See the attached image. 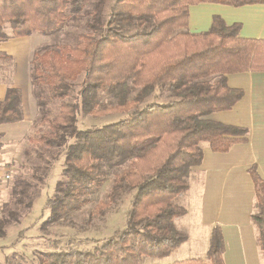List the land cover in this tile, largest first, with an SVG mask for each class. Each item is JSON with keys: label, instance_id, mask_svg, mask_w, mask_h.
<instances>
[{"label": "trees", "instance_id": "1", "mask_svg": "<svg viewBox=\"0 0 264 264\" xmlns=\"http://www.w3.org/2000/svg\"><path fill=\"white\" fill-rule=\"evenodd\" d=\"M200 2L242 6L264 0H0V41L58 33L86 16L77 42L35 51L31 83L39 113L27 139L36 145L39 161L32 166L33 180L13 175L14 202L30 209L40 194L38 182L46 183L61 158V177L45 203L44 229L87 204L107 181L109 168L117 171L101 208L130 195L123 229L92 249L40 250L39 264H145L146 258L169 255L187 238L175 221L186 209L174 199L202 162V143L226 152L248 140V128L207 115L231 109L244 95L227 74L264 71V37L241 36L242 24H228L220 15L208 30L190 31L189 7ZM150 96L155 99L146 101ZM80 112L128 115L82 128ZM23 118L21 90L8 86L0 124ZM249 172L256 192L251 216L264 251V177L255 163ZM8 215H0V238L18 211ZM224 249L215 226L205 260L168 264H225ZM14 262L0 264H23Z\"/></svg>", "mask_w": 264, "mask_h": 264}, {"label": "crops", "instance_id": "2", "mask_svg": "<svg viewBox=\"0 0 264 264\" xmlns=\"http://www.w3.org/2000/svg\"><path fill=\"white\" fill-rule=\"evenodd\" d=\"M214 15H220L228 24L241 23V36L264 37V3L190 5V31L208 30ZM41 37L32 33L0 41V76L5 75L4 79L0 77V101L8 86L19 88L24 112L21 121L0 124L4 150L10 144L27 140L39 113L31 83V62ZM8 56L14 59L12 67L1 62V58ZM227 78L232 87L244 90L243 97L231 109L216 111L207 117L248 128V140L233 144L226 152L214 151L208 142L202 143L203 160L192 167L188 188L176 198L186 211L175 221L187 238L169 255L146 258L145 264L205 260L215 226L220 227L223 235L225 264H264V251L257 240L258 227L251 216L256 192L249 172L255 163L264 177V71L232 73Z\"/></svg>", "mask_w": 264, "mask_h": 264}, {"label": "rangeland", "instance_id": "3", "mask_svg": "<svg viewBox=\"0 0 264 264\" xmlns=\"http://www.w3.org/2000/svg\"><path fill=\"white\" fill-rule=\"evenodd\" d=\"M80 16L78 19H72L68 22L58 33H38L43 37H41L42 41L37 47L50 43L69 46L77 42L79 33L86 30V16L83 14ZM1 59V62H4L8 67H12L14 64L12 56ZM0 77L4 79L5 75L2 74ZM154 99V96H150L146 101H153ZM111 100L108 96L104 98L105 102H111ZM127 115L126 112H115L93 116L80 112L77 125L82 128L99 126L124 118ZM35 146L28 139L21 143L6 146L7 150H4L3 146L0 145L1 162L12 166L11 179L13 175L21 174L33 180L31 178L32 166L39 161L36 153L38 150L36 151ZM62 163L63 158L46 178V183L38 182L40 194L30 209L16 205L11 195L12 181L10 179L2 184L0 188V215L9 216L11 209L17 210L18 215L7 227V235L0 238V263H6L8 259H11L15 261L14 263L39 264L38 253L40 250L92 249L99 240L114 235L125 227L127 210L130 206V195L126 194L115 201L111 207L104 210L100 206L101 201L107 200V194L112 187L113 178H115L117 171L116 167L108 169V179L105 184L91 196L90 201L81 209L69 213L66 219L46 229L42 227V223L48 216V209L45 208L46 199L53 193L55 183L61 177ZM37 181L34 180V182ZM179 195L175 197V202H177L176 198Z\"/></svg>", "mask_w": 264, "mask_h": 264}, {"label": "built area", "instance_id": "4", "mask_svg": "<svg viewBox=\"0 0 264 264\" xmlns=\"http://www.w3.org/2000/svg\"><path fill=\"white\" fill-rule=\"evenodd\" d=\"M11 167V165L4 164L0 160V188L4 182L11 180Z\"/></svg>", "mask_w": 264, "mask_h": 264}]
</instances>
